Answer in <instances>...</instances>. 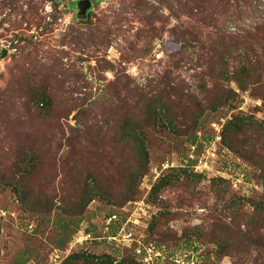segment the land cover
Returning a JSON list of instances; mask_svg holds the SVG:
<instances>
[{
    "label": "rangeland",
    "instance_id": "obj_1",
    "mask_svg": "<svg viewBox=\"0 0 264 264\" xmlns=\"http://www.w3.org/2000/svg\"><path fill=\"white\" fill-rule=\"evenodd\" d=\"M56 1L18 0L20 8L0 9V264H65L72 252L81 256L69 264H126L135 242L141 250L163 244L158 248L165 256L153 264H177L176 257L196 264H264V101L236 88L234 111L208 107L222 102L224 87H236L210 72V48L240 25L245 33L247 20L264 24V0H254L258 11H248L239 26L220 18L225 7L237 11L249 2L191 0L194 13L212 12L217 20L202 24L197 15L186 17L204 33L182 50L174 34L178 0H92L86 17L71 6L74 0ZM2 48L8 50L3 57ZM42 94L53 99L51 106H38ZM154 99L157 108L168 107L178 131L153 118ZM234 112L253 123L227 139L232 149L222 130ZM197 115L206 123L191 145ZM132 127L146 132L151 150L137 186L118 174L139 171L129 141L118 143ZM28 155L34 160L20 186L32 195L26 203L17 186ZM89 175L106 189L132 183L137 191L131 200L119 193L96 198L84 214L85 224L96 222L95 232L105 235L101 216L89 211L133 210L127 244L61 243L58 207L78 202L81 179L90 182ZM161 177L169 183L151 195Z\"/></svg>",
    "mask_w": 264,
    "mask_h": 264
},
{
    "label": "trees",
    "instance_id": "obj_2",
    "mask_svg": "<svg viewBox=\"0 0 264 264\" xmlns=\"http://www.w3.org/2000/svg\"><path fill=\"white\" fill-rule=\"evenodd\" d=\"M77 1L78 0L72 1L71 6H77ZM245 1L250 3L251 6L249 8H242L241 10L240 8H237L239 10H234L230 12L229 8L225 7L222 14V18L220 19H222L224 23L233 21L234 24L238 26L240 25V23L242 24V22L247 19V16L250 15L248 11H251V13H256V11H258L259 9L258 6L260 4L258 2H254V0ZM261 1L262 0H259V2ZM17 2L18 0H1L0 9L6 8L8 5H10L12 9L16 10L17 7L20 8ZM96 2L99 3L100 0H96ZM53 3L55 6H57L58 4L56 0H53ZM176 6L177 8L175 17L177 19V22L174 26V34L176 35V39L179 43V49L182 50L186 48L187 43L191 40H202L204 33V29L202 28V26L192 24L191 21L186 20L185 18L191 15H197L198 20L202 21V24H206L207 22L210 23L214 21L216 16L215 18H212V12L211 14L210 12L206 14L203 10L200 13H194V5L191 3V0H178L176 2ZM33 11L35 15L38 14L37 7L34 6ZM12 22L16 25L20 24V21L17 19H13ZM245 22L247 24L249 23L250 25L245 33L241 34L240 32V30H242L241 25L239 28L240 30H238L236 34L226 32L222 33L216 39L217 41H219V43H215V45L212 46V48H210V51L208 52L210 53V72L214 76H218L220 79L223 78L236 82V87H224V90L227 89L228 91L226 96L223 98L222 102H219L218 104H216V102H211V104L208 106L211 109L217 110V107L222 106L226 107L229 111H234L238 107V104H236V101H234V95L238 94L236 88L240 90L239 92L250 91L252 95L260 97L264 101V24L256 26L255 22L252 23L250 22V20H247ZM47 99L49 100L47 101ZM156 100L157 99H154L155 102L152 103L151 108V114L153 118L162 120L164 123V129L171 132L178 131V126L175 124L174 119L171 117L168 107L163 105L157 108V106L154 105L156 104ZM36 101L38 106L46 104V106L49 107L53 104V99L51 100L49 96L43 94L39 95ZM195 120V129L194 134L192 135L191 145L197 143L198 136L196 133L201 130L202 126L206 123V120L202 117V115H197L195 117ZM252 123L253 121L250 120L248 116L235 112L232 113L231 117L227 119L223 126V141L226 142L227 145L230 146L232 149H235L233 143H230L231 136H236L245 133L244 130L246 129V127L252 125ZM123 133L124 134L120 136V142L118 143L124 144L125 142H127V140L130 142H127V144H129V148L132 147L135 152L137 169L139 171H118L120 172L118 173L119 179L133 182V185L137 186L140 182V179L146 174L149 169V164L151 160L150 146L147 142L146 132H144V130L142 129L139 130V128L137 127H132L128 128L127 130H124ZM229 138L230 142L227 141V139ZM237 149L240 154L245 151L242 148ZM33 160L34 158H32V155H28L23 160L22 168H24V176H22V179L18 184L19 186H17L18 196H20L21 200L26 203L27 201H31L30 197L32 195H30V192L27 191L25 188H20V186L21 183L24 181L23 179L27 177V171L30 170L28 167H30V163ZM193 161H196V159ZM117 167L120 168V164H117ZM89 176L92 177V180L90 182L87 181V179L85 178L81 179L85 187H83L82 191L80 192L78 202H73L74 206L70 207L69 204L72 202L64 201L63 204H60L58 207L61 211L56 214L57 219L54 221V223L59 228V234L65 236L61 239V243L63 244H66L71 239L74 240L77 233L81 231L85 233H90L92 238L87 239L81 244H79L80 248H84L86 244L92 242L101 243L105 240H109L111 243L115 244L116 242L114 240L109 239L110 236H114L119 233L123 227L127 231H131L129 228V224L132 222H129V218L132 216L133 210H127L122 206L121 207L123 209L121 207L115 206H102L100 209L94 210V212L89 211L90 217H92L94 214L96 215V217L101 216L103 228H107L108 230L105 235H98L95 232L99 225L96 222L88 221L87 224H85L86 218H84V214L86 211L88 213L87 208L89 207V204L96 198L111 200L112 198H115L119 193L128 195L127 199L131 200L135 197L137 192L136 190H131L132 183L127 188L122 187L121 189H118L117 186H113L111 187L112 190L106 189V187H104L105 184H103L104 182L97 178L96 175ZM168 181L164 180V178L161 177L154 183L150 194L155 195L159 193L160 190L165 187L167 183H169ZM113 191H115V193ZM262 208L264 209V207ZM50 209L51 208H49L48 211H50ZM71 210H73L74 212L72 213ZM41 211L42 210H38L39 213H41ZM114 215H116V218H113ZM109 220L110 222H108ZM139 246L140 244H137L135 242L133 246H131L132 256L129 258H123V262L126 264H153V262H144V257L146 256V249L143 246L141 252H138ZM157 246L161 248L163 244H158ZM80 256L81 254L72 252V254L68 255L67 258L64 260V263L69 264L72 260L79 258ZM82 256L87 258L89 257L87 252L84 253ZM106 257L110 260V263L113 262V259H110V256L106 255Z\"/></svg>",
    "mask_w": 264,
    "mask_h": 264
},
{
    "label": "built area",
    "instance_id": "obj_3",
    "mask_svg": "<svg viewBox=\"0 0 264 264\" xmlns=\"http://www.w3.org/2000/svg\"><path fill=\"white\" fill-rule=\"evenodd\" d=\"M200 161L203 162V160H200ZM204 165H207V160L204 161ZM113 218H116V215H114ZM110 220L108 222H110ZM129 221H133V219L130 217ZM90 238H92L90 233H85L81 231L77 233L74 241L75 243H82L85 240L90 239ZM132 238H133L132 232L127 231L124 227L119 233H117L114 236L109 237V239L114 240L117 244H121V243L127 244L126 241H130ZM140 248L141 246L138 247V252H141ZM144 248L146 249V256L144 257V262L146 263H152V262L154 263L156 259H160L165 256L163 255L162 250L156 247L155 245L150 244V245L144 246ZM56 256H59V254H56ZM175 262L177 264H196V261L193 259L185 260V258H181V257H176Z\"/></svg>",
    "mask_w": 264,
    "mask_h": 264
},
{
    "label": "water",
    "instance_id": "obj_4",
    "mask_svg": "<svg viewBox=\"0 0 264 264\" xmlns=\"http://www.w3.org/2000/svg\"><path fill=\"white\" fill-rule=\"evenodd\" d=\"M91 7H92V0H78L77 1L78 14L81 17H86ZM7 51L8 50L6 48H2L1 56L3 57L4 55H6L8 53Z\"/></svg>",
    "mask_w": 264,
    "mask_h": 264
}]
</instances>
